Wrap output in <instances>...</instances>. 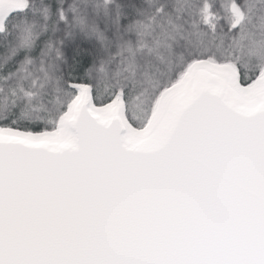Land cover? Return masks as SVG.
I'll return each instance as SVG.
<instances>
[{
	"label": "snow or ice",
	"instance_id": "6c2138e0",
	"mask_svg": "<svg viewBox=\"0 0 264 264\" xmlns=\"http://www.w3.org/2000/svg\"><path fill=\"white\" fill-rule=\"evenodd\" d=\"M0 264H264V0H0Z\"/></svg>",
	"mask_w": 264,
	"mask_h": 264
}]
</instances>
